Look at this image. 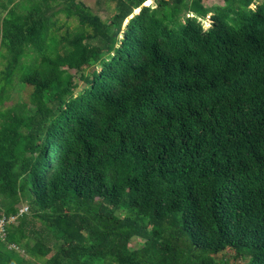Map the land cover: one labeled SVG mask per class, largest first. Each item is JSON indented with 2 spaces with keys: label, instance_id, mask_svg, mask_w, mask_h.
I'll return each mask as SVG.
<instances>
[{
  "label": "trees",
  "instance_id": "1",
  "mask_svg": "<svg viewBox=\"0 0 264 264\" xmlns=\"http://www.w3.org/2000/svg\"><path fill=\"white\" fill-rule=\"evenodd\" d=\"M146 1L0 0V264H264V0Z\"/></svg>",
  "mask_w": 264,
  "mask_h": 264
},
{
  "label": "rangeland",
  "instance_id": "2",
  "mask_svg": "<svg viewBox=\"0 0 264 264\" xmlns=\"http://www.w3.org/2000/svg\"><path fill=\"white\" fill-rule=\"evenodd\" d=\"M49 1L55 4L54 2L61 3L64 0H55V1L49 0ZM65 1H68V0H65ZM72 1L81 2L93 14L98 15L102 20H107L114 13V7L116 4V0H72ZM202 2L206 6H211V5L223 6L227 4L226 0H202ZM143 4L154 5V1L151 0L150 3L144 2ZM52 19L54 21L56 20L53 28L56 30L57 34H63L67 30H73L75 26L77 25V20L75 17H67L65 13L62 11L57 12L55 15H53ZM209 22L210 21H209L208 16L202 20L203 26L205 28L208 27ZM2 65H3V58L0 57V68L2 67ZM71 72H74V70L71 69ZM75 82L77 83V79H75ZM30 90H31V87L28 85H24V86L18 85L16 88H13L10 91V98L6 99L4 102L10 103L11 101H16L18 99L27 100ZM24 204L25 206L27 205V203H24ZM26 211H28V209ZM141 242L142 240L140 238L134 237L131 239L130 246L131 247L138 246Z\"/></svg>",
  "mask_w": 264,
  "mask_h": 264
},
{
  "label": "built area",
  "instance_id": "3",
  "mask_svg": "<svg viewBox=\"0 0 264 264\" xmlns=\"http://www.w3.org/2000/svg\"><path fill=\"white\" fill-rule=\"evenodd\" d=\"M22 210H27V206H24ZM2 225V221H0V226Z\"/></svg>",
  "mask_w": 264,
  "mask_h": 264
},
{
  "label": "bare ground",
  "instance_id": "4",
  "mask_svg": "<svg viewBox=\"0 0 264 264\" xmlns=\"http://www.w3.org/2000/svg\"><path fill=\"white\" fill-rule=\"evenodd\" d=\"M146 3H150L149 0H147ZM136 10H137V9H136ZM136 10H135V11H136Z\"/></svg>",
  "mask_w": 264,
  "mask_h": 264
},
{
  "label": "snow or ice",
  "instance_id": "5",
  "mask_svg": "<svg viewBox=\"0 0 264 264\" xmlns=\"http://www.w3.org/2000/svg\"><path fill=\"white\" fill-rule=\"evenodd\" d=\"M149 2H151V0H149Z\"/></svg>",
  "mask_w": 264,
  "mask_h": 264
},
{
  "label": "crops",
  "instance_id": "6",
  "mask_svg": "<svg viewBox=\"0 0 264 264\" xmlns=\"http://www.w3.org/2000/svg\"><path fill=\"white\" fill-rule=\"evenodd\" d=\"M146 3V2H145Z\"/></svg>",
  "mask_w": 264,
  "mask_h": 264
}]
</instances>
